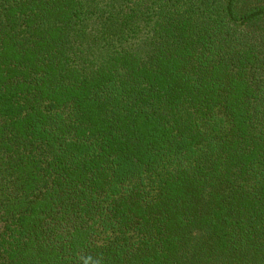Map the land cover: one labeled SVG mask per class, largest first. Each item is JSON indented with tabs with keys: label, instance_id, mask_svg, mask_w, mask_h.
Listing matches in <instances>:
<instances>
[{
	"label": "trees",
	"instance_id": "16d2710c",
	"mask_svg": "<svg viewBox=\"0 0 264 264\" xmlns=\"http://www.w3.org/2000/svg\"><path fill=\"white\" fill-rule=\"evenodd\" d=\"M0 264H264V0H0Z\"/></svg>",
	"mask_w": 264,
	"mask_h": 264
}]
</instances>
